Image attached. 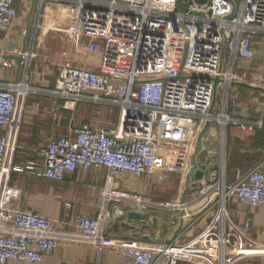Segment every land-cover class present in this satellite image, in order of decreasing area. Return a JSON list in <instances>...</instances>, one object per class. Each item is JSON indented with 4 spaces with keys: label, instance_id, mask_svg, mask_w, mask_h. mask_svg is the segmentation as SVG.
<instances>
[{
    "label": "built area",
    "instance_id": "1",
    "mask_svg": "<svg viewBox=\"0 0 264 264\" xmlns=\"http://www.w3.org/2000/svg\"><path fill=\"white\" fill-rule=\"evenodd\" d=\"M38 1L64 3L81 36L120 46L126 61L109 73L65 62L51 95L65 100L64 106L88 102L117 108L120 119L117 124L106 127L88 123L73 126L68 133L52 136L37 148L41 161L27 160L21 165L9 164L7 152L11 140L0 132V178L3 179L0 264L9 259L39 263L45 254L60 245L53 218L32 210L7 207L18 196V190L4 181L8 172H28L60 182L76 170L104 168L110 179L130 174L150 180L156 172L160 171L161 175L168 168L166 158L171 147L184 149L180 173L184 169L188 171L197 134L207 119H210L209 129L225 113L226 124L236 123L243 134H251L264 126V79L260 84L262 110L256 117L239 122L230 118L226 112L227 94L222 99L220 112L208 113L212 78L219 75L224 80L219 87L227 92L232 87L229 82L236 80L232 72L236 60L254 57L252 36L264 34V0H207L203 4L186 0L182 10L181 0ZM17 14L15 0H0V30L8 28ZM222 29L227 33L226 60L218 72L224 43ZM23 55L26 56L25 52ZM29 91L25 82L0 81V128L13 122L19 96ZM226 124L221 127L225 129ZM207 135L208 130L204 136ZM208 142L209 146L211 140ZM215 154L211 147L203 149L202 146L197 167L201 169L203 165L204 173L186 194L185 202H165L160 206L179 212L169 217L172 225L180 218L185 221L208 212V222L190 239L181 242L175 236L166 242L147 244L110 234L108 228L114 220L129 211L152 216L151 209L156 205L107 184L103 193L104 208L97 216L75 215L72 224L80 235L67 236V241L85 242L97 252H114L131 264H261L256 259L258 253L244 251L262 247L244 232L249 222H244L243 227L237 226L226 206L234 200L252 209H264V158L247 171L237 172L234 180L224 179L220 190V176L217 178L214 170ZM217 155L221 169L222 152ZM111 200L120 202L112 212L106 207ZM191 203H195L193 212L188 210ZM63 204L66 208L72 206L70 201ZM125 236L132 238L133 233L129 231Z\"/></svg>",
    "mask_w": 264,
    "mask_h": 264
},
{
    "label": "crops",
    "instance_id": "2",
    "mask_svg": "<svg viewBox=\"0 0 264 264\" xmlns=\"http://www.w3.org/2000/svg\"><path fill=\"white\" fill-rule=\"evenodd\" d=\"M46 2L15 0V6L19 5L21 11L8 28L0 30V54H18L23 49L26 54L18 74L14 61L0 56V81L25 82L30 87L27 94L18 98L13 122L0 128V132L7 134L11 140L7 152V160L11 165H21L27 160L41 161L37 148L52 136L68 133L73 126L88 123L106 127L117 124L120 119V110L117 108L88 102L67 103L64 106L65 100L51 95L60 68L65 62L76 67L109 73L121 65L122 61H126L124 50L120 46H113L99 39L90 41L81 36L71 22L70 12L64 3ZM261 35V41L253 43L252 60H236L232 70L234 79L260 86L264 79V34ZM17 76L18 81L15 82ZM219 92L218 109H221L222 99L227 94L226 112L235 121L254 118L262 110L260 102L263 99V90L232 86L227 92L219 87ZM220 123L224 125L227 122ZM230 124L236 127L230 129ZM214 130L209 128L208 135L203 136L206 142L211 140L210 145L202 146L203 149L211 147L214 151L218 148L217 154L222 152L224 161L220 169V181L224 180L226 169H238L239 164L248 161H251L248 164L250 168L264 158V126L251 134H243L236 123L230 122L226 124L225 131H221L220 140L218 138L216 142H213ZM233 164L236 166L233 167ZM167 165L169 166V161ZM185 170L183 174L180 173L184 179L187 173ZM1 180L3 179L0 178V193L3 186ZM4 181L18 190V196L7 207L32 210L53 218L60 237V245L45 254L39 263L9 259L4 264H131L114 252H97L90 244L66 239L67 236L80 235L79 230L72 224L75 215L83 213L97 216L104 208L103 193L107 184L130 191L158 206L151 209L152 216L145 215L139 224L128 221L126 216L114 220L108 228L110 234L147 244L166 242L175 236L184 242L200 232L209 220L208 212L188 217L184 221L185 224L189 223L187 229L176 234L179 221L172 225L169 217L179 212L160 206L165 202L178 203L184 181L179 185L177 198H159L154 194V188L160 190L167 185L166 180L139 179L130 174L110 179L104 168L86 172L76 170L60 182L28 172L10 171ZM64 201H70L72 206L66 208ZM194 204H190L189 211H192ZM229 204L230 208L226 207L228 215L237 226L243 227L244 222H249L246 235L262 247L249 248L248 252L258 253L256 259L264 264V209H252L234 200L227 206ZM119 205L120 202L111 200L106 207L112 212ZM129 231L133 233L132 238L125 236Z\"/></svg>",
    "mask_w": 264,
    "mask_h": 264
},
{
    "label": "water",
    "instance_id": "3",
    "mask_svg": "<svg viewBox=\"0 0 264 264\" xmlns=\"http://www.w3.org/2000/svg\"><path fill=\"white\" fill-rule=\"evenodd\" d=\"M185 1L186 0H181L180 5H179L180 10H182ZM194 1L198 4H203L207 0H194ZM27 33H28V30L25 33V39L27 37ZM221 34H222L224 43L221 47L220 56H219V60H218V66H217L218 72H220L222 70V67H223V61L225 59V54H226V42H227V33L225 32V30L222 29ZM23 51H24V49L21 50V52H19L18 54H12V53L11 54H0V56L3 59H8V60L14 61V63L17 66V74L21 70L22 63L25 60V56L23 55V53H24ZM185 51H186V46H185ZM177 77H180V75L178 74ZM14 81L15 82L18 81V76L15 78ZM212 81H213V91H212L211 104H210V107L208 110L209 114L214 113L216 100H217V94L219 91V86L224 80L219 75H216L212 78ZM229 84L232 86H235V87L240 86V87H245L248 89L262 90V87H260V86H256L254 84H250L248 82L239 81V80H231L229 82ZM209 126H210V119H207L205 121L203 127L200 129V131L197 134L196 144H195L193 152L190 156V166H189V169H188V171L185 175V179H184V188L181 191V194H180V197L178 200L180 204H183L185 202L186 194L189 192L190 188L195 187L196 186L195 182L197 180L201 179V177L203 176L204 172L202 169L204 168V166L202 165L201 169H199L197 167V155L199 154L202 145L203 144L206 145L209 143L203 139V136L206 134ZM182 212L183 211L180 212V215L182 214ZM145 217L146 216L144 213H140V212H136V211H129L126 213V218L128 219V221H131V222L137 223V224L141 223ZM183 222H184L183 219L180 218L179 219V226H178L176 234H178L181 231ZM154 257H155V255H153V258Z\"/></svg>",
    "mask_w": 264,
    "mask_h": 264
},
{
    "label": "rangeland",
    "instance_id": "4",
    "mask_svg": "<svg viewBox=\"0 0 264 264\" xmlns=\"http://www.w3.org/2000/svg\"><path fill=\"white\" fill-rule=\"evenodd\" d=\"M48 2L49 1H47L46 3H48ZM17 11H18V14L17 15H19V13L21 11L19 5L17 7ZM262 37L263 36L261 34H259V35L258 34L257 35H253L252 36V41L253 42L261 41ZM225 60H226V56H225V59L223 61V65H225ZM233 93H234V91L232 89L231 90V100H233ZM219 97H220V92L218 91L216 105H215V109H214V114H218L220 112V109H218V107H219V99H220ZM221 125L222 124L220 122L218 123L217 120L213 121V124L211 125V127L213 128V130L215 128V130H214L215 132H214V136H213V142L214 141L216 142L218 138L220 140L221 131H223V130L225 131L224 127L223 128L222 127L220 128ZM229 126H230V129L236 127L233 124H230ZM218 127L220 128V130H219ZM169 151H170V153H169L170 155H169L168 158H166L167 161H169V166H168V168H166V170L163 171V173H166L167 172V175L163 176V173L160 175L159 174L160 171H158V172L155 173V177H153V178L150 179V180L154 179V181H156V179L157 180H160V181L161 180L168 181L167 185L166 186H163V188H161L160 190H158L157 188H154V194L155 195H158L159 198H177V196H178V190H179L178 188H179V185H180V183L182 181V177L180 175V169L184 165V158H185L184 149L181 148V147H179V148H177V147H171V149ZM215 151L218 152V148ZM218 157H219V155H217V154L214 155V159H215V165H214V168L215 169L214 170L217 173V178H219V175H220V166L218 164V160H219ZM236 159L237 158H235V161H236ZM249 163H251V161L250 162L248 161V162H244L242 164H239V168L238 169H232V168L230 170H227L226 169L224 171L225 172V178L224 179L227 182L234 180L237 172L243 173V172H245V171L248 170V168H249L248 164ZM232 166L235 167L236 164H233ZM224 169H225V167H224ZM216 181H217V179H216ZM216 200L218 201V196L214 199L215 202H216ZM226 207H229L230 208V204H229V206H226ZM216 208H217V205L215 204L214 210ZM203 209H205V208H203ZM198 214H200V213H198ZM186 220H187V218H186ZM188 224L189 223L185 224L183 222L182 229H181L182 232L187 229ZM244 232L246 234L248 233L247 230H245ZM191 237L187 238L186 240L190 239Z\"/></svg>",
    "mask_w": 264,
    "mask_h": 264
},
{
    "label": "bare ground",
    "instance_id": "5",
    "mask_svg": "<svg viewBox=\"0 0 264 264\" xmlns=\"http://www.w3.org/2000/svg\"><path fill=\"white\" fill-rule=\"evenodd\" d=\"M217 119H219V122H222V121L227 122V121H228V117H227V115H226L225 113L219 115V116L217 117ZM218 187H219L220 190H222V187H223V180H222V179H221V181L219 180V182H218ZM195 202H196V201H195ZM187 206H188V205H186V206H182V207L186 208ZM248 250H249V249H248ZM248 250H244V251H247V253L249 254Z\"/></svg>",
    "mask_w": 264,
    "mask_h": 264
}]
</instances>
